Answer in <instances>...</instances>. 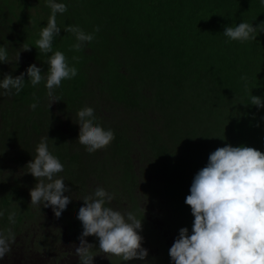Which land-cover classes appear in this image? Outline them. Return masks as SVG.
<instances>
[{"label": "rangeland", "instance_id": "1", "mask_svg": "<svg viewBox=\"0 0 264 264\" xmlns=\"http://www.w3.org/2000/svg\"><path fill=\"white\" fill-rule=\"evenodd\" d=\"M72 1L70 14L77 13L81 17L87 14V7H90L86 3L88 0H63L68 3ZM26 2L27 5L23 4L17 8L14 0H0V45L3 44L8 53V62L0 63V79L5 74L15 77L25 72L24 78L27 80L26 68L30 64H36L43 69L42 75L45 77L47 75V60L41 63L42 61L34 59L23 50L22 46L20 47L18 41L24 22L26 21L27 26L32 24L26 15L38 14L40 19L41 14L45 15L42 7L47 6L45 0H26ZM23 6L25 7L23 17L20 18ZM256 11L257 8L249 10L250 14ZM58 16L62 18L58 19ZM64 17H68V7L63 14H57V23L64 20ZM67 19L69 20V17ZM90 20H86V23L90 22L88 31L92 33L90 29L94 30L96 22L93 15ZM71 23L78 25L72 20ZM66 38L75 37L72 33H68ZM54 47L60 48L57 44ZM112 48L109 49V61L112 63L108 64V68L113 69L115 56ZM79 51L84 54L81 57L91 53L86 45H83ZM18 53L19 58L16 61ZM83 71L88 76V80L83 84L87 94L83 97L85 108L95 109L103 127L115 129L122 134L128 158H123L114 151L112 142L106 148L89 153L79 142L81 129L75 114L71 112L73 108H66L65 102L58 99L55 94L49 97L44 80L36 86H31L27 94H23L19 100L14 96V90L11 94H3L4 90L0 89V178L5 183L3 191L0 190V196L10 188V184L15 183L12 177H17L19 182L27 181L30 189L34 187L37 181L28 173L26 165L35 156V148L41 137L48 136L49 143L50 138L59 132L71 138L67 143L74 152L83 149L84 152L92 155H82L81 165L66 166L65 171L60 174L73 190L71 193H66L72 197L73 202L62 218H57L54 210L46 208L44 202L33 205L29 201L30 205L26 202L27 205L24 207L30 209V214L25 216L26 218L13 232L10 229L11 225L5 232L0 220V232L6 236H9L7 233H12L9 242L10 251L0 258V264H79L76 248L79 244L78 237L82 232V224L77 219V213L84 203L83 199L92 195L97 187H103L113 194V199L107 206L121 212L133 211L138 218H143L140 235L143 237L142 246L147 249L148 255L143 261L133 259L123 262L120 257L100 251L98 238L89 235L85 239L93 246L91 249L94 255L93 264H172L169 248L178 236L179 229L187 227L189 233L192 230L194 217L190 206L188 205V209L185 203V198L189 194L193 177L207 164L211 152L233 141L234 133L224 128L225 139L223 137L219 139L217 137L221 136L220 130H210L209 127L194 122H190V126L185 121L172 124L161 109L142 105L139 109H130L119 105L116 100L108 98L109 95L105 96L101 91L104 86L99 76L100 64L88 63L83 66ZM34 97L38 98L39 102L37 108L32 110L29 105ZM237 100L235 97L234 102L238 104ZM175 102L186 108L184 110H187V114H184V111L182 114L190 119L188 114L194 113L192 111L194 104L183 98ZM239 106L241 105L238 104L237 107ZM224 113L226 114V111ZM232 114L234 115V112ZM16 116L27 117L29 120L26 125H31L35 131L26 128L21 133L28 132L26 139L22 135L21 138L13 141L3 133L5 130L7 132L12 130V120ZM222 121L224 122L225 118H222ZM173 125L179 129L169 128ZM16 134L15 130L11 133V137H16ZM155 149H161L160 155ZM257 149L264 152L262 145ZM126 161L132 170L131 176L127 179L120 172L121 168L124 169L123 163ZM177 184L181 189L182 206L188 209L186 213L180 212L179 206L176 205L178 200L171 195V187ZM2 186L1 184L0 188ZM18 207L23 208V206ZM0 210H2L1 206Z\"/></svg>", "mask_w": 264, "mask_h": 264}, {"label": "trees", "instance_id": "2", "mask_svg": "<svg viewBox=\"0 0 264 264\" xmlns=\"http://www.w3.org/2000/svg\"><path fill=\"white\" fill-rule=\"evenodd\" d=\"M14 3L17 8L27 5L26 0H14ZM64 3L68 7L69 20L64 17L57 23L61 34L54 38L52 51L64 53L68 64L75 66L78 72L75 77L63 80L54 94L65 102L66 108H73L71 112L77 120L79 112L86 105L83 97L87 94L83 84L88 76L83 66L96 62L101 69L102 93L109 95L108 98H113L119 105L130 109H139L140 105L161 109L172 124L185 121L190 126V122H194L210 130H220L219 139H225L224 128H228L234 133L233 141L228 144L255 149L261 145L264 147V108L247 104L251 94L264 98V31H257L256 39L244 43L228 40L223 35L225 26L246 21L252 22L255 27L264 22V5L259 0H88L86 3L90 7L82 17L69 13L73 1ZM24 6L20 18L23 17ZM254 8L258 11L250 14L249 10ZM42 11L45 15L41 14L40 19L38 14L26 15L32 24L27 26L25 18L18 36L20 47L31 46L25 51L41 63L49 56H44L45 53L35 47V41L39 38L40 27L46 26L50 9L42 7ZM92 15L96 22L94 30L90 31L94 33L97 26L102 30L97 34L96 41L86 44L91 53L81 57L84 54L80 53V49L72 48L75 38L67 39L66 35L70 32H65L64 27L66 23L71 25L72 20L89 33ZM86 20L90 22L86 23ZM56 44L59 49L54 47ZM110 47H113L115 56L113 69L108 68V64L112 63L109 61ZM241 75L247 77L246 88ZM31 86L30 82L25 81L21 93L14 92V96L19 100ZM180 96L194 104V113L188 114L190 119L182 114L183 111L184 114L187 112L184 110L186 108L175 102L181 101ZM235 97L241 106L237 107ZM222 118H225L224 122ZM28 120L27 117L16 116L12 120V130H5L3 134L13 141L22 135L26 139L28 132L21 134L26 128L35 131L31 125H26ZM97 122L103 126L99 119ZM79 127L81 129L80 124ZM169 128L179 129L175 125ZM15 130L16 137L12 138L11 133ZM113 131L115 139L112 149L123 158H128L124 137L119 131ZM70 140L58 132L48 144L54 155L63 163L67 162L65 166L81 165L82 155H92L83 149L74 152L68 146L67 141ZM155 150L160 155L161 149ZM123 164L124 169L121 168L120 172L127 179L132 170L127 161ZM12 181L15 183L10 184V188L0 196V206L5 213L0 220L5 232L10 225L12 232L16 230L25 216L30 214V209L24 207L30 201V184L27 181L19 182L17 177H12ZM1 184L0 190L3 191L5 183L0 178ZM171 190V195L178 200L176 205L180 212H188V205V209L182 206L180 186L177 184ZM9 212L15 213L14 223L8 220Z\"/></svg>", "mask_w": 264, "mask_h": 264}, {"label": "clouds", "instance_id": "3", "mask_svg": "<svg viewBox=\"0 0 264 264\" xmlns=\"http://www.w3.org/2000/svg\"><path fill=\"white\" fill-rule=\"evenodd\" d=\"M264 5V0H259ZM50 9L46 26L40 27L35 47L41 53L48 54L46 77L41 68L30 64L25 72L13 77L5 74L0 79L3 94H19L25 81L32 86L42 80L47 95L52 97L61 82L77 75L75 66H70L61 51H52L53 40L60 33L57 14L67 11L63 0H45ZM264 22L253 26L252 22L241 21L235 26H225L223 35L228 40L244 43L256 39V33L264 31ZM97 26L94 33L85 32L78 25H65L64 31L75 37L72 48L79 50L83 45L97 39L101 32ZM31 46L24 45L23 50ZM19 58L17 54L16 61ZM8 62L5 46L0 45V63ZM245 88L247 77L241 75ZM38 98L34 97L29 108L35 110ZM247 104L258 109L264 108V98L251 94ZM93 108L79 112L81 125L79 142L89 153L106 148L114 139L115 133L97 122ZM48 136L41 137L35 148V156L27 163L28 173L37 181L29 190L31 204L44 202L46 208H52L57 218H62L72 204V197L66 195L73 190L61 177L65 164L49 149ZM113 194L103 187H97L92 195L83 199L77 219L82 224L78 237L76 253L79 264H93L92 245L85 239L95 235L99 241V250L120 257L123 262L133 259L144 260L148 251L142 246V219L135 212H121L108 205ZM185 203L190 206L194 217L192 230L179 229L178 236L169 248L172 264H264V152L249 146L226 144L218 147L208 156L207 164L194 175ZM0 210V217L4 216ZM14 212L8 213L9 222L14 223ZM11 236L0 232V258L10 251Z\"/></svg>", "mask_w": 264, "mask_h": 264}]
</instances>
